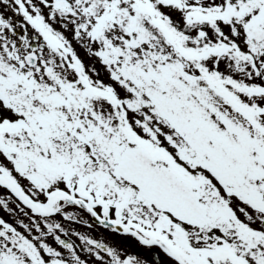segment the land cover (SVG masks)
I'll use <instances>...</instances> for the list:
<instances>
[{"label": "snow or ice", "instance_id": "1", "mask_svg": "<svg viewBox=\"0 0 264 264\" xmlns=\"http://www.w3.org/2000/svg\"><path fill=\"white\" fill-rule=\"evenodd\" d=\"M0 264H264V0H0Z\"/></svg>", "mask_w": 264, "mask_h": 264}]
</instances>
